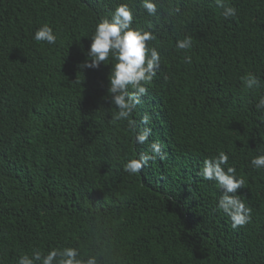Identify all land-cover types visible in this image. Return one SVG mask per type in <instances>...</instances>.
I'll use <instances>...</instances> for the list:
<instances>
[{"label":"trees","instance_id":"trees-1","mask_svg":"<svg viewBox=\"0 0 264 264\" xmlns=\"http://www.w3.org/2000/svg\"><path fill=\"white\" fill-rule=\"evenodd\" d=\"M30 251L264 264V0H0V259Z\"/></svg>","mask_w":264,"mask_h":264},{"label":"clouds","instance_id":"clouds-1","mask_svg":"<svg viewBox=\"0 0 264 264\" xmlns=\"http://www.w3.org/2000/svg\"><path fill=\"white\" fill-rule=\"evenodd\" d=\"M31 252L32 251L27 252V254L21 256L18 259L17 264H45L48 260L52 259L51 257L38 259V257H36V252H32V253ZM7 255L8 254H6V256L3 259H0V264H16L14 261V257L10 258L7 261ZM33 260H35V261H33Z\"/></svg>","mask_w":264,"mask_h":264}]
</instances>
